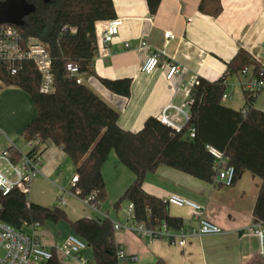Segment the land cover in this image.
<instances>
[{"label":"crops","instance_id":"crops-1","mask_svg":"<svg viewBox=\"0 0 264 264\" xmlns=\"http://www.w3.org/2000/svg\"><path fill=\"white\" fill-rule=\"evenodd\" d=\"M111 1L115 14L112 20L121 21L118 36L108 45H103L102 34L111 20L94 23L95 76L84 80V83L118 113V126L124 131L136 133L148 118L159 120L168 106H180L184 102L182 90L191 82L204 80L212 83L222 78L227 65L240 49L264 69V0H219L222 10L215 17L198 11L201 0H160L154 14H150L146 0ZM166 32H170L173 38L165 40ZM141 43L145 46L140 47ZM125 44L130 48H125ZM151 51L163 53L162 60L178 66L179 72L170 80L166 79V68L143 74L141 66ZM233 77L237 81L232 83V77L227 80L228 94L226 90L227 97L222 103L234 111H242L245 105L240 86L242 79ZM99 79H128L129 96L110 92ZM4 88L0 92V156L10 147L25 156L30 149L22 135L24 146L18 145V132L15 131L22 133L35 114L28 111L26 115H19L22 111L19 99L14 102L5 98V90H21ZM236 89L242 94L241 106L231 104L237 95ZM262 107L264 102L256 99L254 108L263 111ZM167 116L181 124L173 111L167 112ZM12 117H17V123ZM39 150L37 174L26 188L30 203L44 208H60L69 221L87 218L101 223L106 217L121 225L127 223L128 204H123L117 212L113 205L133 182L134 175L113 154L108 156L101 170L106 200L95 211L71 192V179L76 172L64 150L50 141L43 143ZM0 171L10 182L15 181L12 170L1 159ZM260 186L261 180L245 170L234 184L214 186L172 168L159 166L144 178L143 190L160 200L176 196L200 205L204 220L218 227L221 233L189 236L183 246L161 240L148 242L129 232L114 233L115 245L126 255L137 258L134 263L122 264H154L157 260L165 264H264L258 240L252 233V211ZM168 211L171 216L182 220V231L196 228V219L190 209L169 207ZM35 234L49 249L74 235L67 221L37 227ZM82 256L87 259V264H95L89 248L82 252ZM67 264L79 262L68 261Z\"/></svg>","mask_w":264,"mask_h":264},{"label":"trees","instance_id":"trees-1","mask_svg":"<svg viewBox=\"0 0 264 264\" xmlns=\"http://www.w3.org/2000/svg\"><path fill=\"white\" fill-rule=\"evenodd\" d=\"M3 1V0H0ZM32 11L23 18V26H15L24 39L35 38L46 49L51 60L53 92L39 91L41 77L33 64L25 62L22 69L11 75L0 66V84L16 87L26 93L35 116L21 135L25 142L38 138V145L27 153L33 159L40 154V146L50 141L61 147L72 160L77 182L71 192L81 201L92 197L96 209L105 202L106 191L102 179V166L110 154L133 175V182L113 205L119 211L123 204H132L133 217L146 228L158 230L163 225L172 231L182 228V220L169 214V207L142 188L144 178L163 165L206 183H212L213 159L206 152L209 145L224 153L228 165L234 169L231 183L245 170L261 180L252 211L254 224L264 222V112L254 108L251 98L245 116L222 103L227 80L245 68L259 69L254 59L240 49L227 65V71L215 82L199 80L194 87V102L189 109V120L179 133L148 118L140 131L133 133L118 126V113L95 95L84 83L94 77L96 56L94 23L115 17L111 0H24ZM160 0H146L150 14H154ZM222 8L219 0H201L198 11L217 16ZM78 67L82 84L69 77L67 64ZM110 92L128 97L130 81L99 79ZM245 106V105H244ZM188 130L194 138L189 139ZM10 162L16 165L21 155L16 149L8 150ZM27 188V187H26ZM0 220L18 230L31 226L57 224L67 221L72 233L84 241L92 252L95 264H119L118 246L114 243L112 222L104 219L97 223L81 218L66 219L60 208H44L28 199L27 191L16 188L3 196L0 193ZM47 264H59L57 255ZM154 264H165L157 260Z\"/></svg>","mask_w":264,"mask_h":264},{"label":"built area","instance_id":"built-area-1","mask_svg":"<svg viewBox=\"0 0 264 264\" xmlns=\"http://www.w3.org/2000/svg\"><path fill=\"white\" fill-rule=\"evenodd\" d=\"M121 21L111 20L102 34L101 43L108 45L118 36V29ZM165 40L173 38L170 32L164 33ZM144 43L140 47H144ZM125 48H130L125 44ZM163 53L149 52L145 62L141 66V72L149 75L153 71L166 68L168 70L166 79L170 80L175 74L179 72V67L173 63H166L162 60ZM29 62L33 64L41 77L39 91L42 94H50L53 92V83L51 76V60L46 52L45 47L35 38L24 39L19 31L8 24L0 25V66H5L10 71L11 75L17 74L22 69V64ZM66 71L69 77H74L76 84H82L83 80L80 77L78 67L71 63L66 65ZM242 81L240 83L243 94L245 106L242 109V115L245 116L248 112V106L252 104L251 98L257 99L259 94L264 93V69L259 68L255 72H251L249 68L243 69L239 73ZM199 81L191 82L182 90L184 102L180 106L170 105L166 108L159 122L172 128L176 133H179L183 126L189 120V109L194 102L193 89L198 86ZM226 94L223 95L222 100H225ZM173 111L175 116L181 120V124L173 121L167 116V112ZM166 112V113H165ZM189 139L194 138L193 130H188ZM31 150L38 145V138L33 141L26 142ZM206 152L212 157V171L214 178L212 184L214 186L224 185L230 186L233 177L234 169L228 165L227 158L224 153L209 146H205ZM0 159L5 161L12 170L15 181L10 182L5 175L0 171V193L5 196L11 189L16 188L19 191L26 192L28 182L37 174V167L39 165V158H27L21 156L19 167L10 162L8 151L3 152ZM77 182V176L72 177L71 185ZM92 197L85 200V204L90 208L98 211V209L91 206L90 201ZM63 203L62 201H60ZM162 204L168 207L188 208L193 212L196 219V228L186 232L172 231L167 229L164 225L158 230H151L146 228L142 223H138L133 217L132 204L126 207L127 223L121 225L118 222H112L113 231L115 232H129L139 238H144L148 242L161 240L167 241L170 244H177L183 246L185 240L189 236H207L218 235L221 233L220 229L203 218V208L186 199H181L176 196H170L161 200ZM1 212V206H0ZM103 219H106L104 217ZM37 225L31 226L29 231L18 230L13 226L0 220V264H47L53 257V253L57 255L59 264H67L68 261H77L79 264H87V259L82 256V252L88 247L84 241L75 235L68 236L61 244L53 248L44 247L35 234ZM253 235L258 240L259 253L264 257V222L256 223L252 229ZM116 259L119 264L123 262L134 263L137 258L131 255H126L120 248L116 251Z\"/></svg>","mask_w":264,"mask_h":264},{"label":"rangeland","instance_id":"rangeland-1","mask_svg":"<svg viewBox=\"0 0 264 264\" xmlns=\"http://www.w3.org/2000/svg\"><path fill=\"white\" fill-rule=\"evenodd\" d=\"M231 80H232V83H234L235 81H237V78L236 77H232ZM2 89H5V88L0 84V92H1ZM5 91H7V93L5 94V98H8L10 101L18 102V99H19V101H20V103L22 105V107H21L22 111H21V114H19V115H22V116L23 115H26V113L28 111L29 112L30 111L31 112H34V114H35V110H34L32 104H31V102L29 101L27 95L23 91H18V90H15V89L12 90V89H8V88ZM226 94H228V90H227V93ZM236 98H237V100H236ZM231 101H233V103H231L233 106H241V104H242L241 102H243V99H242V94H241V91L240 90H237L236 97H234L233 100H231ZM260 101H262V103L264 102V93L263 94H259L257 96V102H260ZM262 108L263 109H261V110L264 111V107H262ZM12 110L15 112L14 109H12ZM9 112H12L11 109L9 110ZM17 117L16 118L15 117H12L13 120H16V123L18 121L17 120ZM15 132H18L17 133V136H16V138L19 139L18 145L24 146V141L20 137L21 136V132L20 131H17V130ZM118 233L120 234V233H126V232H124V231H122V232H115V234H118Z\"/></svg>","mask_w":264,"mask_h":264},{"label":"water","instance_id":"water-1","mask_svg":"<svg viewBox=\"0 0 264 264\" xmlns=\"http://www.w3.org/2000/svg\"><path fill=\"white\" fill-rule=\"evenodd\" d=\"M31 11V7L24 0L0 1V25L23 26V18Z\"/></svg>","mask_w":264,"mask_h":264}]
</instances>
